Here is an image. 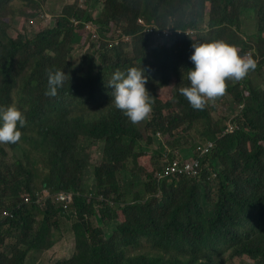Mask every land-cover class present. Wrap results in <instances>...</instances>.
I'll use <instances>...</instances> for the list:
<instances>
[{"label": "trees", "instance_id": "16d2710c", "mask_svg": "<svg viewBox=\"0 0 264 264\" xmlns=\"http://www.w3.org/2000/svg\"><path fill=\"white\" fill-rule=\"evenodd\" d=\"M12 1L0 0V7ZM101 6L93 16L76 1L30 37L13 34L12 20L0 18V105L19 104L25 119L12 147L23 149L22 157L8 160L0 148V264H25L29 251L51 245L49 233L62 228V218L73 222L74 253L53 264H224L219 257L226 251L231 259L264 264V84L253 82L264 73V0H103ZM253 9L262 34L250 55L255 67L240 80L227 79L221 95L193 108L179 92L189 84L192 43L221 39L249 54L255 37H244L241 14ZM40 12L26 15L28 27ZM140 16L174 30L163 37L167 46L139 23ZM94 29L100 39L93 52L100 55L95 61L93 53L84 54L73 66L75 30L93 35ZM129 46L135 55L125 58ZM128 67L144 72L146 81L162 78L175 88L171 96L160 89L149 93L145 130L118 108L91 120L70 118L66 102L62 110L68 92L81 94L80 103L92 108H114L108 81ZM50 69L65 72L54 96L45 95ZM228 100L237 114L216 117V103ZM95 146L102 158L93 166L84 150ZM179 153L183 159L201 155V168L194 176L160 180ZM40 187L72 201L66 209L52 197L36 203ZM25 193L32 204H21ZM3 212L13 217L1 218ZM37 216L42 220L34 233ZM144 241L147 252L132 254Z\"/></svg>", "mask_w": 264, "mask_h": 264}, {"label": "rangeland", "instance_id": "374dc122", "mask_svg": "<svg viewBox=\"0 0 264 264\" xmlns=\"http://www.w3.org/2000/svg\"><path fill=\"white\" fill-rule=\"evenodd\" d=\"M76 1L80 2V5L86 6V12H91L93 16H98L101 11H102V6L101 3L103 0H13L11 4L2 6L0 7V18L7 17L8 19L12 20L11 25L9 26V30L13 34L20 33L23 36H28L30 37L34 30H37V27L39 25L44 24L46 26L52 25L55 21V18L60 14L61 11H63L65 8H67L68 5L74 4ZM33 11H41L39 15L36 18H33L31 21H33L34 26L28 27L27 24H29V19H27L26 15L29 14L30 12ZM30 15V14H29ZM32 18V15L31 17ZM23 19H26L27 22L25 26L22 25ZM241 19H242V32L243 35L246 39L252 40L253 37H255L252 41V45L254 46V49H250V54H253L258 48L259 44L256 41V37L262 36V34H259L258 32V27H259V18H258V13L256 9H253L252 11H249L247 13L241 14ZM51 22V23H50ZM125 24V22H123ZM150 28H154L157 30L158 35H160L161 40L160 44L162 47L167 46L165 44V40H163V34L165 36H168V32H171V28L168 29H161L154 25L153 23L148 25ZM117 29V27H116ZM84 31V29H83ZM93 33V31H92ZM75 38L72 39V50L71 53L69 54V60L72 62L73 66H76L79 63L80 58L87 53H93L95 61L97 60L96 57L99 56L100 54L98 52H93V44L94 41L97 42L100 38L99 36L91 35V34H83L80 33L78 34L77 30H75ZM171 34V33H170ZM263 45V44H261ZM135 50L136 47L132 46L128 47V50L124 52V57L128 58L131 57V55H135ZM159 51L156 50L154 54ZM107 53V52H105ZM252 56V55H251ZM110 60H113V55H108ZM256 75H260V77H255L253 78V82L255 85L258 84H264V73L263 72H258ZM244 78V77H243ZM261 79L263 81H261ZM167 82V81H166ZM162 78H152V80L146 81V89L148 92L155 91L157 89H160L161 94H167L168 96L174 95L172 92H174L175 88L171 86V84H167L164 86V83ZM71 93V92H70ZM69 93V94H70ZM68 94V95H69ZM76 97H84L81 94L76 95V96H69V103H68V108L70 110H74L75 112L68 113L70 118L77 119L79 117H84L88 118L91 120L92 117L99 118L101 115H105V117H109L111 115H114L117 108L112 107V105H106L105 111L101 110L102 108L94 105L95 108L90 107V104L87 103L86 105L82 102L80 103V100H76ZM232 97V95H230ZM88 98V97H87ZM232 99V98H230ZM12 104H15L14 102ZM220 109L216 112H214V115L216 117H222L226 118L228 117H234L237 113L235 111H232L230 108L231 100H228L226 103L225 102H217L216 103ZM16 105V104H15ZM17 104L16 106L21 109ZM238 107V106H237ZM236 113V114H234ZM234 114V115H233ZM54 121V116L52 118ZM227 122L230 121V119L226 120ZM55 123V122H54ZM139 123L142 125L141 128L145 130L146 124L144 122V119L140 120ZM83 127H81L82 129ZM80 129V130H81ZM198 133L196 134V136ZM166 139V136L163 138ZM22 143V141H18ZM188 146L191 145V141L187 140L186 141ZM195 143H198L195 141ZM80 145H88L87 143H79ZM15 146L14 143H9V142H0V148L5 150L7 153V159L11 160L13 157H22V153H25L23 149L20 151L17 149H13L12 147ZM80 148V147H79ZM82 154V152H81ZM84 155H89L90 156V163L93 166L99 165L101 162L102 158V153H100L99 146L95 147H90V148H85L84 150ZM24 157V156H23ZM178 158H181L180 153L178 154ZM162 158H160L159 161H161ZM167 162V160L165 161ZM157 171V170H156ZM37 186H39V183L37 181L36 183ZM43 187L36 188V189H42ZM35 189V190H36ZM50 190V189H49ZM2 193V191L0 190ZM10 194V191L8 192ZM48 195V190L43 189L40 193V199L43 201V197ZM25 196H28L30 199V195L25 193L23 194V198ZM96 196L94 193H89V197H94ZM52 198H56L57 195L54 192L51 195ZM29 203V202H25ZM101 217L95 218L94 222L99 224V219ZM42 220L40 216L36 217L37 224H33V232L36 233L38 231L37 227L39 225V222ZM73 222L66 219L62 218L60 227L61 229H54L52 230V233H49L48 239L50 238L48 247L42 249V250H36V251H29L27 258H26V263L25 264H53L58 260L62 259H67L70 258L73 253H74V237L71 231ZM108 227L114 228L112 223L108 225ZM115 233V231H113ZM12 239L11 237H9ZM149 243L144 241L143 243L139 244L138 248L132 249V254H142L146 253L148 248H143L148 246ZM223 255L219 258H223L224 264H255V260L248 259V257L245 258H238L236 257L235 259H231V253L230 251H226L222 253Z\"/></svg>", "mask_w": 264, "mask_h": 264}, {"label": "clouds", "instance_id": "9594fccd", "mask_svg": "<svg viewBox=\"0 0 264 264\" xmlns=\"http://www.w3.org/2000/svg\"><path fill=\"white\" fill-rule=\"evenodd\" d=\"M140 18L144 17L140 16L139 20ZM145 21L148 25L151 24V22L146 19ZM153 24L156 25L155 23ZM142 25L145 26L147 30V26L144 24ZM148 30L150 31L149 33H152L151 35L160 37L156 29L151 31L148 26ZM124 37L129 38L126 35H124ZM163 37L166 39L169 38L164 34ZM191 47L192 52L189 59L192 61L193 66L190 67L187 72L189 84L180 87L179 92L188 100L193 108H202L205 98L214 99L221 95L225 91L227 79L240 80L251 68L255 67V61L249 55L250 51L248 52L249 54H241L235 45L221 39L193 42ZM64 76V71L60 69H50L47 74L45 95H56L57 88L62 84ZM145 84L146 76L144 72L136 67H128L126 71L116 70L108 81V85L112 88L110 103H113L116 108L123 110L124 114L133 123L142 120L151 111L149 92ZM69 93L70 92L67 93L62 110L65 108L66 102L67 110L72 113L75 111L68 108V98L74 95ZM75 99L81 100L79 97ZM105 106H103L101 110H105ZM24 123V116L15 104L7 106L0 105V142H16L21 135L20 127H22ZM18 124L20 127H18ZM208 143H206V145H208ZM198 150L200 152V146H198ZM200 157L201 155L189 157L187 159L177 157L174 160L191 161L196 158L200 159ZM173 161H171V163ZM194 175L195 174H192V176ZM43 189L45 188L34 192L37 198L35 201L36 203L42 204L44 200L51 197L50 190L46 188L45 190H48V195L43 197L44 199L41 201L40 193ZM59 194L65 193H56V195ZM25 198L29 197L25 196L21 204L33 203L32 197H30L29 203H25L27 202ZM59 205L62 207L60 203ZM248 259L251 258L248 257Z\"/></svg>", "mask_w": 264, "mask_h": 264}, {"label": "built area", "instance_id": "2783aa9c", "mask_svg": "<svg viewBox=\"0 0 264 264\" xmlns=\"http://www.w3.org/2000/svg\"><path fill=\"white\" fill-rule=\"evenodd\" d=\"M139 21H140V23L146 25L147 29H148V24L146 23L144 18H140ZM87 26L91 27V24L88 23ZM149 29L151 31L154 30V28H150V27H149ZM173 32H174V30H171V32H168L167 37L171 36L173 34ZM179 32L181 33L182 31H179ZM93 35L97 36L95 29L93 31ZM200 168H201V163H200L199 158H196V159L191 160V161L174 160L172 163L167 165L162 170V172H160L158 174V178L160 180H162V179H166V178L173 177V176H182V175L185 176L188 174H195L196 172H198V170ZM25 201L30 202L29 198H25ZM71 201H72V196H70L68 194H59L56 197V202H59L64 209H66L68 207V204ZM3 215H5L6 217H13V214H9V212H4Z\"/></svg>", "mask_w": 264, "mask_h": 264}]
</instances>
